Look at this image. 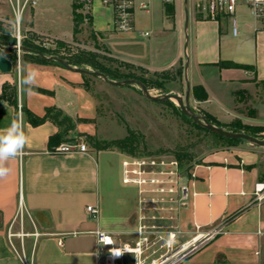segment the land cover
I'll return each instance as SVG.
<instances>
[{"label": "crops", "instance_id": "0c3cea01", "mask_svg": "<svg viewBox=\"0 0 264 264\" xmlns=\"http://www.w3.org/2000/svg\"><path fill=\"white\" fill-rule=\"evenodd\" d=\"M65 2L67 13H61ZM133 4L136 30L130 32L115 30L112 6L97 0L90 8L92 33L118 62L151 71L184 63L192 86H203L209 94L204 102L208 106L215 99L210 83L222 88L243 84L249 77L241 69H223L217 79L207 82L203 74L207 68L234 62L252 67L264 80L263 22H246L240 37L232 35L229 17L208 19L195 0L170 4L133 0ZM142 4L149 9L142 10ZM74 11L73 0H40L28 13L26 30L70 43L76 33ZM223 19L228 20L224 25ZM137 30L150 35H139ZM29 71L36 72L31 92L21 84ZM85 75L92 77L61 64L25 62L20 110L0 101V130L19 117L28 138L22 154L7 162L9 174L0 178V264H101L95 233L112 235L117 246L136 245L148 236L144 228L152 227L154 202H164L168 222L174 223L169 222L174 227L169 243L206 238L187 264H264V196L255 193L256 185L264 183V147L247 143L207 153L179 181L171 175L177 188L157 187L151 180L162 173L149 162L140 166L134 156L93 147V140H99L98 106L84 87ZM23 105L40 117L51 107L62 111L75 124L67 143L84 141L89 152L51 153L48 142L59 127L52 121L31 125L21 111ZM223 106L217 100L213 114L221 116ZM127 177L131 180L125 181ZM182 187L187 188L185 199L178 192ZM90 206L99 209L98 215L88 211ZM71 238L75 241L68 248Z\"/></svg>", "mask_w": 264, "mask_h": 264}, {"label": "rangeland", "instance_id": "374dc122", "mask_svg": "<svg viewBox=\"0 0 264 264\" xmlns=\"http://www.w3.org/2000/svg\"><path fill=\"white\" fill-rule=\"evenodd\" d=\"M73 5L76 27L74 41L67 43L27 31L26 28L29 25V22H26L29 13L27 11L23 20L20 46L13 31L12 12L7 6H0V29H3V31L0 30V45L16 48L13 51L5 50L6 57L14 63L15 68L11 75L3 76L0 74V84H2L0 95H2L4 84L17 85L18 91H20L22 64L32 59L29 52L23 50L24 42L46 56L56 53L59 58L67 54L76 56L80 51L87 50L95 52L98 55L97 61L111 72L120 76L134 75L136 78L131 79L145 80L152 97L161 99L166 95L180 96L185 105L188 103L191 113L204 117L213 126L225 131L245 133L264 141V80L259 79L252 72V67L234 62H223L217 65L218 68L203 70L207 82L211 79H217L223 69H241L249 77L243 84H230L222 88L212 80L214 83H210L209 86H211L212 91L215 90L213 92L215 99L212 100L211 106H208V104H204L206 100L196 98L194 88L197 86H192L184 63L161 71H151L118 62L105 51L92 33L89 7L80 0H73ZM67 6L66 2L61 5V13H67ZM233 18L237 20L240 37L243 36L242 25L254 20L244 3L238 5L236 14L229 17V20L232 22ZM222 22L224 25L228 20L223 19ZM13 39L16 41L14 42ZM18 47L21 49L18 50ZM71 66L76 67L72 64ZM79 68L94 71L89 66ZM87 82L90 92L97 101L99 141L104 143L124 139L128 136L127 128L132 129L137 134L139 141L138 155L134 157L141 162H156V172L173 173L172 177L178 178V181L179 178L187 176L196 164L201 163V157L207 153L247 143L260 147L245 140L237 142L220 139L210 130L200 128V124L192 118H187L177 100H151L146 97L138 85L114 86L107 83L103 78L94 76L87 79ZM203 89L206 91L204 87ZM201 91H199L200 96H202ZM217 100L224 104L221 116L213 114L215 110H213L212 104L217 105ZM159 163L163 164L159 166ZM155 185L159 187L162 184L157 183ZM176 185L175 188H177ZM154 205L156 208L152 215L155 217L150 220L152 227L144 228V231H148V236L143 238L144 256L147 262L170 255L180 246L173 242L169 243L174 227L169 225V210L163 209L164 202H154ZM172 205L174 204L172 203ZM170 224L174 223L170 222ZM184 264H187V261Z\"/></svg>", "mask_w": 264, "mask_h": 264}, {"label": "built area", "instance_id": "2783aa9c", "mask_svg": "<svg viewBox=\"0 0 264 264\" xmlns=\"http://www.w3.org/2000/svg\"><path fill=\"white\" fill-rule=\"evenodd\" d=\"M84 2L89 9L93 5V3L97 0H80ZM104 5L112 6L115 10V21L114 28L118 32H130L135 31V26L133 24V14L132 10L134 7L133 0H99ZM196 8L200 13H202L205 17L211 20H218L220 17H233L236 14L237 8L239 4L244 3L248 8L250 14L254 17V19L261 21L264 23V0H195ZM165 3L170 4L173 3L174 0H164ZM40 3V0H0V6H7L10 8L13 16V31L14 35L17 37L19 46L22 41V30H23V20L25 13L30 11L31 9H35ZM142 10H148L149 7L146 4H142L140 7ZM232 33L234 36H237L238 28H237V20L235 18L232 19ZM137 33L142 36H149V32H145L142 30H137ZM51 153L54 154H69V153H87L89 152V146L84 141H75L72 143H63L57 147H54L50 150ZM147 162H137L136 164L143 166ZM152 166L157 165L156 162H149ZM163 163H159L162 165ZM127 165V163H126ZM135 173L137 171H134ZM130 171H125L126 175H129ZM141 174V173H140ZM164 174V173H162ZM131 179L127 177L125 181H130ZM142 182V181H141ZM145 182V180H143ZM152 183L157 184L159 180L153 178L151 180ZM164 189H162L163 191ZM182 198L185 199L187 197V188L182 187ZM171 192L173 189L170 190ZM257 197H263L264 195V183H258L256 185L255 191ZM88 211L93 215H98L99 209L97 207H88ZM98 243L97 252L99 254L101 264H123V256L126 253H135L136 254V263L135 264H184L188 258H190L193 254L199 251L205 243V239L198 240L194 239L193 241L180 245L176 250L172 252V254L167 255L165 257L159 259H153L150 262H147L146 257L144 256L145 250L143 249V240L136 243L135 246L124 245L117 246L112 235L103 232L97 231L95 233ZM104 237H108L112 243L105 244L102 242ZM118 249L121 250L122 255L119 257H113V250ZM260 264V263H258Z\"/></svg>", "mask_w": 264, "mask_h": 264}, {"label": "trees", "instance_id": "16d2710c", "mask_svg": "<svg viewBox=\"0 0 264 264\" xmlns=\"http://www.w3.org/2000/svg\"><path fill=\"white\" fill-rule=\"evenodd\" d=\"M168 12L171 13L172 12V7H168L167 8ZM3 31V29H0ZM75 32H76V28H75ZM14 42L16 41L15 39H13ZM2 46H4L3 44H1ZM23 47L25 48H31V49H35L34 47H32L30 44H27L26 42L23 43ZM37 50V49H35ZM3 54L6 56V51H2ZM29 55L32 57V59H30L29 61L26 62H38V63H46V64H57L60 65L58 62L54 61V60H45L43 58H41L39 55L34 54V53H29ZM58 54L54 53L51 56H56ZM62 59L66 60L70 65H75L76 67H92L94 69V71H99L104 73L110 80L112 81H121V80H125V79H131V78H136V76H120L117 75L114 72H111L110 70L106 69L103 65H101L97 60H98V55L95 52L92 51H87V50H82L80 51V53L76 56H72V55H65L62 56ZM85 77H87L85 75ZM87 79H89L88 77L85 78V82H84V87L90 91ZM139 80V79H138ZM140 81L145 84L148 85V83L143 80L140 79ZM115 86V85H114ZM202 90V91H201ZM199 91L202 92V96H200ZM194 94L196 96L197 99L200 100H207L208 99V94L206 93V91L203 89V87H195L194 88ZM0 101H5L8 104H10L11 106H13L17 112L20 110V106H19V91H18V87L17 85H11V84H4L3 85V91H2V95H0ZM21 111L24 114V116L26 117V119L28 120V122L33 125V126H39L47 121H52L53 123H55L58 127H59V132H57L55 135H52L49 139L48 142V146L49 148L52 150L54 147H57L59 145H61L62 143H67L70 141V139H68V134L71 130H73L75 128V124L72 121L71 118L65 116L63 114L62 111L56 109V108H48L46 115L43 117L37 116L35 115L32 111H30L28 109L27 106L23 105L21 107ZM187 118H190L186 115ZM200 128H203L205 130H208L207 128L200 126ZM128 131V136L125 137L124 139H118V140H111L108 142H104L102 143V141L99 140H93V147L96 148L97 150H108V149H115V150H119L121 152H124L128 155L131 156H137L138 155V147H139V141L137 139V134L130 128H127ZM237 132V131H234ZM215 134V133H214ZM216 136H218L220 139L223 140H230V141H237V142H243L244 140H240V139H229L220 135L215 134ZM182 162V159H181Z\"/></svg>", "mask_w": 264, "mask_h": 264}, {"label": "water", "instance_id": "95a60500", "mask_svg": "<svg viewBox=\"0 0 264 264\" xmlns=\"http://www.w3.org/2000/svg\"><path fill=\"white\" fill-rule=\"evenodd\" d=\"M18 50L21 49V47L17 48ZM5 50H16V48H7L4 47L2 45H0V73L2 74H10L14 71V63L8 58L6 57L2 51ZM23 50L29 52V53H34L39 55L41 58L45 59V60H55L57 62H59L61 65H63L64 67H66L67 69H69L70 71H75V72H81L90 76H96V77H100L103 78L107 83H109L110 85H115V86H126V85H138L142 88L144 94L146 95L147 98L154 100V101H167V100H172L175 99L179 102V105L181 107L182 112L189 116L190 118H192L195 122L199 123L200 125H202L203 127L207 128L208 130H210L211 132L229 138V139H240V140H245L248 142H251L255 145H258L260 147H264V141L255 138L251 135L245 134V133H237V132H230V131H225L221 128H217L215 126H213L209 121H207L204 117L198 116L194 113H191L189 111V105L188 103L185 105L184 101L182 100V98L180 96H176V95H166L165 97L158 99V98H154L150 95L149 93V89L147 88V86L145 84H143L141 81L136 80V79H129V80H125V81H112L110 80L104 73L99 72V71H89L87 69H82V68H77V67H73L71 66L66 60L59 58L57 56H46L45 54H43L42 52L38 51V50H34L31 48H25L23 47ZM73 241H75L74 238L68 239V241L66 242V246L69 248V246L73 243ZM136 263V254L135 253H126L123 256V264H135Z\"/></svg>", "mask_w": 264, "mask_h": 264}, {"label": "clouds", "instance_id": "9594fccd", "mask_svg": "<svg viewBox=\"0 0 264 264\" xmlns=\"http://www.w3.org/2000/svg\"><path fill=\"white\" fill-rule=\"evenodd\" d=\"M35 83V71H29L26 75L22 76L21 84L22 86L27 85L29 92H31L32 86ZM27 142L28 138L24 131V121L19 117L14 118L7 128L0 130V178L9 174L10 168L6 166L7 162L19 157L26 147ZM102 242L105 244L112 243L108 237H104ZM120 255H122L121 250H113L114 258Z\"/></svg>", "mask_w": 264, "mask_h": 264}, {"label": "flooded vegetation", "instance_id": "af4514ba", "mask_svg": "<svg viewBox=\"0 0 264 264\" xmlns=\"http://www.w3.org/2000/svg\"><path fill=\"white\" fill-rule=\"evenodd\" d=\"M171 175H172V173H164V174H162V176L160 177V178H158V180H159V183H161L162 184V186L164 185V184H166V185H169V184H174V180H172L170 177H171ZM158 183V184H159ZM160 186V185H159ZM172 189H173V187H172ZM175 190L173 189V191L172 192H174ZM178 192L180 193V196H182V190L181 189H178Z\"/></svg>", "mask_w": 264, "mask_h": 264}]
</instances>
